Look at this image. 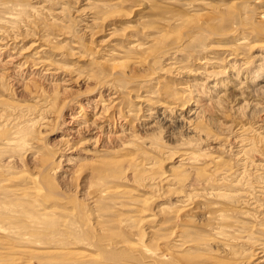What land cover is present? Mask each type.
Wrapping results in <instances>:
<instances>
[{"label": "rangeland", "instance_id": "1", "mask_svg": "<svg viewBox=\"0 0 264 264\" xmlns=\"http://www.w3.org/2000/svg\"><path fill=\"white\" fill-rule=\"evenodd\" d=\"M263 16L264 0H0L2 264L263 261ZM41 48L38 69L10 67Z\"/></svg>", "mask_w": 264, "mask_h": 264}, {"label": "bare ground", "instance_id": "2", "mask_svg": "<svg viewBox=\"0 0 264 264\" xmlns=\"http://www.w3.org/2000/svg\"><path fill=\"white\" fill-rule=\"evenodd\" d=\"M264 19V16L262 17V20ZM164 38V37H163ZM241 43V42H240ZM242 43H245V42H243L242 41ZM241 43V44H242ZM6 44V43H5ZM34 46H31L32 47V49H33V47H37V44H33ZM0 46L2 47V48H4V51H5V49L7 48V47H4L5 45L4 44H0ZM1 49V48H0ZM31 49V48H30ZM7 50V49H6ZM33 50H36V49H33ZM229 50V49H228ZM41 51H44V48H41V50L40 51H38V52H36L35 53V57L40 61V62H36V60H33V59H25V63L24 64H21V63H18V62H16L17 60H14V59H16V58H13V57H11L9 60H8V62H9V64L10 65H12V66H10L12 69H13V67H15L16 66V64H18L17 65V67H18V70L20 69V68H23V69H26V65L27 64H29L30 66L32 65V68L34 67V68H36L35 66H37V65H42L44 62H42V60H41V57H39V53L41 52ZM230 51H233V52H236V50H235V47L234 46H231V49H230ZM30 53V52H29ZM34 55V54H33ZM233 55H236V56H239L238 55V53H233ZM111 56V55H110ZM18 58V57H17ZM35 58V59H36ZM233 58V57H232ZM235 59V58H234ZM34 62H36V63H34ZM47 63V62H46ZM119 63V62H118ZM117 63V64H118ZM104 64V63H103ZM36 69H38V68H36ZM21 70V69H20ZM33 70H35V69H33ZM41 70V69H40ZM124 71V70H123ZM8 73H11L10 71L8 72ZM12 74V73H11ZM3 102V101H2ZM106 105H108V104H106ZM105 104H103V105H100V106H102L103 107V111L105 110H109L111 107V105H108V106H106ZM247 139H249V138H247ZM251 139V138H250ZM246 140V139H245ZM246 142V141H245ZM248 142H250V140H248ZM255 142V141H254ZM248 144V143H247ZM253 144V143H252ZM249 146V145H248ZM250 147V146H249ZM253 147H254V145H253ZM252 148V147H251ZM250 148V149H251ZM193 159L194 158H192V156L190 155V154H186L185 155V161L187 160V161H189V163H191V162H193ZM219 161H213L212 163L214 164V168H215V170H214V172L215 171H219V168H218V166H219V164H217ZM90 163H87V162H82V163H80L79 165L76 163V164H74V165H71V168H72V170H74L75 168H78V170L77 171H82V172H84L85 170V168H87L88 167V165H89ZM150 170L152 169V167L151 168H149ZM71 170V169H70ZM81 172V173H82ZM213 172V173H214ZM40 179V178H39ZM168 179V178H167ZM36 180H37V178H34V179H32V181L33 182H36ZM45 189V188H44ZM47 192V191H46ZM104 192H106V193H115V189H107L106 191H104ZM26 194V193H25ZM53 195V194H52ZM221 213V212H220ZM225 216V215H224ZM46 217V216H45ZM220 218V217H219ZM180 242V241H179ZM180 244H181V242H180ZM181 247L183 246L184 247V245H180ZM6 247V246H5ZM262 251H261V253H262V256H261V260H263V261H261L260 263L261 264H264V248H260ZM61 252H63V251H60V252H56V253H58V254H61V255H63L64 254V252L63 253H61ZM26 253V252H25ZM55 253V252H54ZM55 253V254H56ZM66 253V252H65ZM33 254V253H32ZM51 254V253H50ZM61 258V257H60ZM83 259V258H82ZM62 260V259H61ZM78 260V259H77ZM86 260V259H85ZM82 261V260H81ZM87 262V261H86ZM85 262V263H86ZM18 263V262H17ZM63 263V262H62ZM259 263V264H260ZM0 264H2V262L0 261ZM60 264V263H59Z\"/></svg>", "mask_w": 264, "mask_h": 264}]
</instances>
